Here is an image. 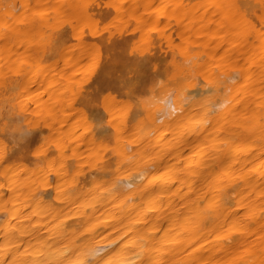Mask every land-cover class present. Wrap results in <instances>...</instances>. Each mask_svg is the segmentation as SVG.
Here are the masks:
<instances>
[{
  "label": "bare ground",
  "instance_id": "obj_1",
  "mask_svg": "<svg viewBox=\"0 0 264 264\" xmlns=\"http://www.w3.org/2000/svg\"><path fill=\"white\" fill-rule=\"evenodd\" d=\"M0 264H264V0H0Z\"/></svg>",
  "mask_w": 264,
  "mask_h": 264
}]
</instances>
